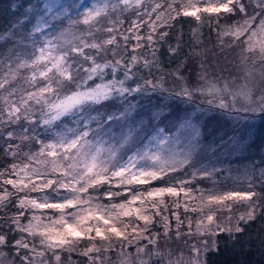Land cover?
<instances>
[{
  "label": "snow or ice",
  "instance_id": "6c2138e0",
  "mask_svg": "<svg viewBox=\"0 0 264 264\" xmlns=\"http://www.w3.org/2000/svg\"><path fill=\"white\" fill-rule=\"evenodd\" d=\"M15 8L21 18L0 37L11 42L0 55V161H10L0 165V264H65L64 253L66 264L73 254L109 264L113 252L116 264H210L221 234L225 247L255 239L264 249V227L240 239L264 221V192L251 179L245 190L173 179L201 148L189 117L174 134L146 132L130 117L136 95L157 92L187 104L200 98L229 116L264 114V0H22ZM180 17L197 23L186 61L198 67L195 81L169 89L157 45ZM205 24L235 72L213 71L212 50H199ZM168 52L181 54V40ZM186 61L167 75L184 80ZM241 139L230 142L243 148Z\"/></svg>",
  "mask_w": 264,
  "mask_h": 264
},
{
  "label": "trees",
  "instance_id": "16d2710c",
  "mask_svg": "<svg viewBox=\"0 0 264 264\" xmlns=\"http://www.w3.org/2000/svg\"><path fill=\"white\" fill-rule=\"evenodd\" d=\"M21 2L22 0H0V37L4 35H10V26L17 19L21 18L19 13L23 12L24 9L21 8L17 10L15 8V5L21 4ZM37 2L42 3V0H32V3ZM79 2L83 3V0H79ZM14 12L17 14L13 15ZM193 28H197V23L193 18L180 17L175 22V26L170 30V35L167 39V42L157 45V56L160 66L163 69V73L166 74L165 86L169 89H178L183 85L184 81H195L196 79L198 65L192 60L186 61V58L192 52L193 45L195 43L192 33ZM198 34H201L203 38V42L198 46L199 50H212L208 52L206 57L210 63L216 62V64L219 65V68L227 67L229 68L228 70H235V68L230 63L233 59V55H229L228 60H225L224 57L219 54L218 49H213V45L216 43V36L214 33L210 32L207 24L198 28ZM178 39L181 40L182 52L179 55H172L168 52V46L170 44L175 46ZM10 48L11 42L0 38V55L7 52ZM213 52L216 54L213 55ZM185 61L186 66L181 70L184 80H177L174 77L167 75L176 69L181 62ZM219 68L216 69L219 70ZM156 75H160V73H156ZM163 97L164 94L157 92L154 95L149 94L147 98L154 100V103H156L161 101ZM173 101L177 109L187 110L186 107H180L176 102L177 100ZM194 102L196 101L194 100ZM188 106L193 107V105L190 104ZM108 110L116 111V109L112 108ZM200 114L205 115V117H202L203 119L201 120L202 128L204 127V129L208 130L209 132H214L212 136L206 137L204 141H211L218 133L214 129L218 127V125L221 127L222 122H224L226 125L227 121H225V119H221V114L217 112L206 114L202 111ZM217 118L222 120V122L216 121ZM252 120L253 121H246L242 123L243 129L238 127L241 122L234 125L233 128L231 127L229 129H222V132L228 136H238L240 133V139L242 138L241 141L244 146L243 148H238L234 156L231 157L229 154H227L223 159L224 161L220 159V161L224 163V166L221 169V174L217 176L218 180H216V182H222L220 180L223 177L225 180L228 176L226 175L228 171L232 172L238 169L240 166H245L248 169L250 179L255 185V191L264 192V184H262V180H264V177H262V173H264V114L255 113L252 117ZM220 142L223 144L224 139H219L217 142L218 148L220 146ZM217 155L219 158L220 154L217 153ZM7 162L10 161H0V165ZM195 182L201 186L204 184L206 185V182L208 181L207 179L198 178V180ZM238 209L243 208L238 206L234 209V211L236 212ZM262 227H264V221L260 219L251 223L246 227L245 233L240 237L241 241H247L249 236L255 237L256 234L262 230ZM218 239L220 241L221 250L219 253H213L212 256L209 257L210 264H264V249H261L258 240L253 239L250 247L241 248L239 245H237L234 248L231 244H228V246L225 247L226 236L224 234H221Z\"/></svg>",
  "mask_w": 264,
  "mask_h": 264
},
{
  "label": "rangeland",
  "instance_id": "374dc122",
  "mask_svg": "<svg viewBox=\"0 0 264 264\" xmlns=\"http://www.w3.org/2000/svg\"><path fill=\"white\" fill-rule=\"evenodd\" d=\"M44 0H42L43 4ZM58 2L61 3H72V0H58ZM34 22V21H33ZM213 65H216V62L211 63ZM224 70V75H228V73L235 72V70H228L227 67H221L219 68ZM213 71H219L218 69L214 68ZM148 95H136V98L132 100V104L135 105V108L133 112L130 114V117H135L136 124L139 125L140 123H143L145 126L146 132H152L153 128H160L165 129V134H174L176 133V128L179 127V124L184 121L185 117H189L191 119V122L195 124L197 127L201 129L202 132V144L200 151L198 155L195 156V162L192 167H186V169L179 171L178 173L173 174V179L176 178H183V179H189L192 181L191 186L193 188L199 187L203 190H209V189H219V190H227V189H240L245 190L247 189L248 182H249V174L248 169L245 166H240L235 171H228L226 173L227 178L224 180V177L220 180L222 182H216L218 180L217 176L221 174V169L224 166V163L220 161H224V157L229 154L231 157L234 156L238 150V148L234 147L233 144L230 142L233 138L240 139L241 134L239 135H232L228 136L227 134H224L222 132V129H229L233 128L234 125L240 123L238 125L239 128L243 129L242 123L246 121H253L252 117L255 113H240V114H233L232 116H229L226 114L224 110L217 109V108H211L206 103H201V99L197 98L195 101L192 102L190 105H193V107L188 106L187 103H182L179 100L176 102L179 104L180 107H186L187 110L177 109L174 101L169 99L166 94H164V97L161 101L154 103V100H150L147 98ZM131 99V98H129ZM171 101V102H170ZM122 110V109H121ZM206 114H211L212 112H217L221 114V119H225L227 121L226 125L222 120H219L218 118L216 121L222 122L221 127H216L214 130L217 131V135L213 140H209L205 142L204 140L208 136H212L214 132H209L208 130L202 128V119L205 117L202 111ZM155 117V118H154ZM203 117V118H202ZM232 125V126H231ZM227 126V127H226ZM117 131H119V126H116ZM228 132V131H227ZM211 133V134H210ZM144 133L140 134L139 138H143ZM223 138L224 142H220V146L218 148L217 142L219 139ZM182 139V137H181ZM222 139V140H223ZM242 142V141H241ZM183 145L178 141L175 144V148L177 151L181 150ZM218 154H220V157L218 158ZM218 160H217V158ZM214 157V159H213ZM205 166L209 171H211L213 168L218 169V171L214 172L212 177L207 179L208 182L205 185H198L196 184V180L198 178H201L199 175L195 177V179L192 178V172L201 167ZM263 169V168H261ZM215 179V181H214ZM195 182V184H194ZM194 184V186H193ZM183 209H181V212ZM243 209H238L236 212H242ZM227 214V213H226ZM173 225L175 224V221H172ZM178 243L182 242H174L171 244L173 248L178 246ZM134 251V249H132ZM67 253L63 254V259L65 261V264L67 262ZM110 261L109 264H116V261L118 260L117 254L115 252L110 253ZM74 264L78 262V264H86V262L82 259L77 257L75 254L72 256Z\"/></svg>",
  "mask_w": 264,
  "mask_h": 264
}]
</instances>
